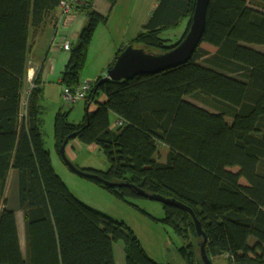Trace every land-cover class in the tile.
<instances>
[{"label": "trees", "instance_id": "trees-1", "mask_svg": "<svg viewBox=\"0 0 264 264\" xmlns=\"http://www.w3.org/2000/svg\"><path fill=\"white\" fill-rule=\"evenodd\" d=\"M61 1L0 0V264H116L114 244L119 240L126 264H162L130 227L78 199L55 172L42 134L38 77L23 105L33 41L48 22L57 23ZM196 1L157 0L142 30L118 49L107 70L129 45L154 53L176 47L189 31ZM94 2L87 0L81 9L87 22L61 74L63 86L80 84L95 30L108 20ZM108 3L111 11L117 0ZM183 23L176 42L162 36ZM203 42L216 51L202 47ZM252 43L264 44V0H211L205 33L188 62L156 74L109 80L96 89L99 76L91 82L81 123L59 111L54 122L58 153L71 134L76 136L68 144L74 139L95 144L111 165L107 171L82 170L191 207L206 233L211 259L226 256L229 264H264V52ZM98 96L105 99L100 102ZM113 114L118 116L114 127ZM161 144L169 148L164 162L155 157ZM13 169L18 172L15 206L5 196ZM92 180L148 214L132 201L142 197L135 189ZM163 207L161 222L184 242L195 241L179 249L185 264H202L203 237L193 216L175 206ZM18 210L26 224L25 253Z\"/></svg>", "mask_w": 264, "mask_h": 264}, {"label": "rangeland", "instance_id": "rangeland-1", "mask_svg": "<svg viewBox=\"0 0 264 264\" xmlns=\"http://www.w3.org/2000/svg\"><path fill=\"white\" fill-rule=\"evenodd\" d=\"M77 2V1H76ZM79 2V1H78ZM86 3V2H85ZM84 3V4H85ZM132 3V0H129ZM83 4V5H84ZM97 0L94 2L96 8ZM128 0H124L117 9V22H126L129 20L126 5ZM83 5L80 9L83 8ZM116 5V4H115ZM151 10V0H150ZM81 12L86 16L84 11ZM102 14L105 12L100 11ZM102 26V22L100 23ZM190 29V28H189ZM184 30V26L179 25L171 27L162 33L163 37L169 38V43L176 42L181 36ZM251 47L264 52V44H249ZM202 47H206L211 52H215L216 48L207 43H201ZM99 55L96 51L88 54L86 64L81 71V78L86 79L85 75L91 76L97 69L99 64ZM96 78V76L94 77ZM92 78V79H94ZM29 83V82H28ZM81 83V82H80ZM91 83V82H90ZM60 89H59V88ZM51 85L48 88V93L44 92V98L41 100V105L44 107L43 111V125L42 134L45 141V147L50 151L52 164L55 172L60 176L63 182L68 186L70 191L81 201L87 205L97 209L107 216L125 223L130 227L137 235L141 245L147 251V253L162 264H185L183 257L179 253V249L187 242H195L193 238L189 240L182 239L174 229L161 222L165 216V210L163 203L160 201L152 200L146 197H134L132 201L136 203L141 209H144L148 214L137 209L127 201L121 200L111 194L102 185L94 180L78 175L73 172L69 166L65 163L63 158L58 153L54 143V122L55 117L59 111L68 112V120L76 123L84 121L86 114V98L78 101L77 103H66L61 96L62 87ZM27 92V90H26ZM27 94H25L26 98ZM189 100L203 106L201 101L192 97ZM228 122H232V118L227 117ZM115 125L114 118H112V125ZM82 144V143H81ZM169 148L161 144L155 157L157 161L164 162L167 159ZM66 156L74 165L79 168H92L96 170L107 171L110 167V162L107 156L99 149H91L88 145H73L66 149ZM89 173V172H88ZM18 172L17 170H11L9 179L7 182L6 198L9 196V202L11 206L18 205ZM153 216V217H151ZM255 238L251 237L250 242H255ZM198 247V245H197ZM114 249L117 257L124 253V242L119 240L115 242ZM199 253V251L197 252ZM204 264V263H202ZM212 264H229L228 257L216 256L212 258Z\"/></svg>", "mask_w": 264, "mask_h": 264}, {"label": "crops", "instance_id": "crops-1", "mask_svg": "<svg viewBox=\"0 0 264 264\" xmlns=\"http://www.w3.org/2000/svg\"><path fill=\"white\" fill-rule=\"evenodd\" d=\"M76 1L75 6L73 5L72 10L68 14L61 15V10L58 8L57 15L59 14V20L57 23L48 22L39 30L37 36L35 37L33 46L29 53L28 79H26L24 87L25 94L29 95L32 88L30 77L31 79L33 77H38V80L41 82L43 89V97L41 100L44 98V92L48 93V88L51 85L56 84L57 87L60 86L63 89V85L61 84V74L68 65L71 52V49H64L63 45L65 42H69L72 48L73 44L78 39L81 29L87 22V16H85L80 9V7L87 0ZM123 1L124 0H117L113 9L111 11H107L109 5L108 0H97L96 9L98 11L105 12V14L108 13V20L105 23L102 22V26H100L101 24L97 26L93 40L89 47V53L96 51L101 60L99 61L95 72L91 76H88L86 73V79L81 78V83L93 82L99 76H104L107 73L108 65L115 58L118 49L121 46L127 45L137 35V33L142 30L143 25L147 22L152 10L157 5V0H151L150 10V0H132L131 4L128 0L126 9L130 18L128 21L120 23L117 22V9ZM184 25L185 24L183 23L182 26ZM95 76L96 78H94ZM97 99L101 102L105 99V97L98 96ZM95 107V103L91 104V109ZM111 118H114V121L118 120V116L115 114L111 115ZM112 127H114V124ZM74 144L86 145L83 143L81 144L78 140L74 139L66 146V149H68V147L73 148ZM88 146H90L91 149L98 148L95 144H90ZM16 218L20 246L23 253H25L27 240L26 224L23 212L18 210L16 212ZM114 254L116 264H126L125 256L121 254L117 257L115 249Z\"/></svg>", "mask_w": 264, "mask_h": 264}, {"label": "water", "instance_id": "water-1", "mask_svg": "<svg viewBox=\"0 0 264 264\" xmlns=\"http://www.w3.org/2000/svg\"><path fill=\"white\" fill-rule=\"evenodd\" d=\"M210 2L211 0L196 1L190 29L176 47L163 53H154L151 51H146L143 48H136L132 45L127 46L123 51L120 52L113 66L107 70L106 75L99 80L96 85V89L100 84L109 80H129L138 75L156 74L188 62L193 57V54L205 33L207 10ZM75 136L76 134H71L65 140L60 149L61 157L73 172L83 177L99 180L103 184L110 187L127 186L133 188L140 196L160 201L165 205L175 206L179 209L188 211L194 218L198 235L203 237V241L200 242V254L202 262L204 264H212V259L208 256L205 248L207 241L206 233L204 232L200 221L195 217L191 207L175 198H167L160 194L149 193L129 182H110L103 179L99 175L88 173L85 170L77 168L74 163H72L66 156V146L68 145L69 140Z\"/></svg>", "mask_w": 264, "mask_h": 264}, {"label": "built area", "instance_id": "built-area-1", "mask_svg": "<svg viewBox=\"0 0 264 264\" xmlns=\"http://www.w3.org/2000/svg\"><path fill=\"white\" fill-rule=\"evenodd\" d=\"M75 0H62L60 3L61 15L68 14L73 7ZM64 49L70 50V43L65 42L63 45ZM31 78V77H30ZM32 81V80H30ZM33 87V84H32ZM92 88V83L84 82L78 84L76 87L63 86L62 89V99L66 103H77L78 101L85 99ZM23 105H26V102H23Z\"/></svg>", "mask_w": 264, "mask_h": 264}, {"label": "clouds", "instance_id": "clouds-1", "mask_svg": "<svg viewBox=\"0 0 264 264\" xmlns=\"http://www.w3.org/2000/svg\"><path fill=\"white\" fill-rule=\"evenodd\" d=\"M75 3H76V0H75L74 3H73L74 6H75ZM59 8H60V7H59ZM69 13H70V12H69ZM70 49H71V46H70ZM27 74H28V72H27ZM27 79H28V77H27ZM33 79H34V77H33L32 79L30 78V80H33ZM31 83L33 84V81H31ZM31 86H32V85H31ZM33 87H34V84H33ZM33 87H32V88H33ZM32 88H31V89H32ZM29 93H30V92H29ZM27 96H28V95H27ZM27 96H26V97H27ZM24 101L26 102V98H25ZM24 106H25V105H24Z\"/></svg>", "mask_w": 264, "mask_h": 264}]
</instances>
